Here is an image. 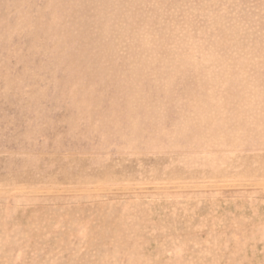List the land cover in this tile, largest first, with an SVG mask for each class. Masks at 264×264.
<instances>
[{
	"label": "rangeland",
	"instance_id": "374dc122",
	"mask_svg": "<svg viewBox=\"0 0 264 264\" xmlns=\"http://www.w3.org/2000/svg\"><path fill=\"white\" fill-rule=\"evenodd\" d=\"M0 264H264V0H0Z\"/></svg>",
	"mask_w": 264,
	"mask_h": 264
}]
</instances>
